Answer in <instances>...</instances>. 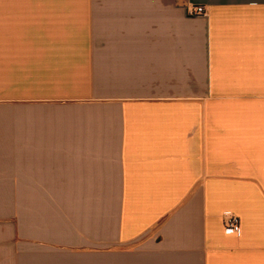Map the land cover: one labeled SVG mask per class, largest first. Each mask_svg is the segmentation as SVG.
Listing matches in <instances>:
<instances>
[{
	"label": "crops",
	"instance_id": "0c3cea01",
	"mask_svg": "<svg viewBox=\"0 0 264 264\" xmlns=\"http://www.w3.org/2000/svg\"><path fill=\"white\" fill-rule=\"evenodd\" d=\"M0 264H264V0H0Z\"/></svg>",
	"mask_w": 264,
	"mask_h": 264
},
{
	"label": "built area",
	"instance_id": "2783aa9c",
	"mask_svg": "<svg viewBox=\"0 0 264 264\" xmlns=\"http://www.w3.org/2000/svg\"><path fill=\"white\" fill-rule=\"evenodd\" d=\"M190 16H203L206 15V10L202 5L190 6L188 9ZM225 226L235 233H240L241 223L240 218L233 213H225L224 215Z\"/></svg>",
	"mask_w": 264,
	"mask_h": 264
}]
</instances>
